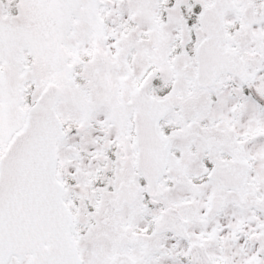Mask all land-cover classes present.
Wrapping results in <instances>:
<instances>
[{"label":"snow or ice","instance_id":"snow-or-ice-1","mask_svg":"<svg viewBox=\"0 0 264 264\" xmlns=\"http://www.w3.org/2000/svg\"><path fill=\"white\" fill-rule=\"evenodd\" d=\"M0 264H264V0H0Z\"/></svg>","mask_w":264,"mask_h":264}]
</instances>
